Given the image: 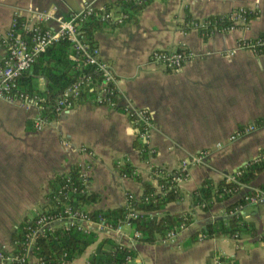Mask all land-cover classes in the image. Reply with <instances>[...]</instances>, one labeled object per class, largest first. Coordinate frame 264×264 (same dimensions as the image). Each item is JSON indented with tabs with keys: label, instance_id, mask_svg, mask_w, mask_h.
<instances>
[{
	"label": "crops",
	"instance_id": "0c3cea01",
	"mask_svg": "<svg viewBox=\"0 0 264 264\" xmlns=\"http://www.w3.org/2000/svg\"><path fill=\"white\" fill-rule=\"evenodd\" d=\"M117 1L0 0V39L13 13H24L29 7L36 11L54 7L57 16L66 17L86 6L94 10L109 6L115 24L93 34L99 59L111 67L116 79L118 106L141 108L151 122L142 145L137 130L120 109L85 102L37 130L34 107L0 100V246L7 253L14 250L13 234L36 213L46 211L54 192L50 184L56 176L67 175L72 166L90 167L86 191L95 201L82 207L90 213L122 207L127 195L135 199L142 195L140 183L120 176L114 164L127 162L141 182L155 187L152 169L171 172L180 160L207 152L208 158L190 166L187 178L178 186L180 199L163 209L169 215L192 210L191 225L173 242L162 238L153 244L132 241L133 231L126 226L119 234L91 227L95 242L70 264H86L103 239L134 251L130 264H209L214 258L223 264H264V206H235L247 229L238 237L187 243L190 234L223 218L227 206L252 191H263L264 170L226 201L213 203L208 211L190 204V195L203 181L227 180L264 151V56L236 49L238 41L264 33V0H150L141 5L131 22L122 23L116 22L119 17L114 18ZM237 9L257 13L245 29L214 31L203 38L187 26V19L199 23ZM179 48L191 58L177 72L148 63L153 51ZM4 56L0 43V62ZM37 82L42 87V80ZM250 125L256 129L228 141ZM134 142L147 149L144 158L133 148ZM81 147L91 156L81 154ZM26 262L38 264L32 254Z\"/></svg>",
	"mask_w": 264,
	"mask_h": 264
},
{
	"label": "trees",
	"instance_id": "16d2710c",
	"mask_svg": "<svg viewBox=\"0 0 264 264\" xmlns=\"http://www.w3.org/2000/svg\"><path fill=\"white\" fill-rule=\"evenodd\" d=\"M150 0H140V4L125 3L124 0H118L116 3L117 12L114 14L117 18L120 15L125 18L122 21L131 22L142 4L148 3ZM109 6L103 8L105 12L111 11ZM115 10V9H114ZM238 10V9H237ZM245 18V22L249 23L257 16L256 12H251L246 9L238 10ZM95 14V15H94ZM94 14L86 17L79 24L78 33L80 41L88 50L96 47L93 41V34L105 26L115 24L113 19H102L103 13L95 10ZM198 23L190 21L187 23ZM204 28L197 29V32L203 37H209L212 30L220 31L221 29L231 26L229 14L224 16L208 17L202 21ZM264 34V33H262ZM261 35V34H260ZM74 57L75 61L70 59ZM84 56L79 57L73 50V45L66 39L50 45L41 53L35 60L32 69L28 73L21 74L15 81L13 93L23 94L28 97H37L42 99L39 105L42 106L41 116L48 121H55L57 115L54 111L55 104L63 94V92L76 83H80V91L75 99H72V104L78 105L92 102L96 103L95 90L102 81L100 73L95 71L93 65L85 64ZM38 79L42 80V87L38 86ZM110 87V85H109ZM133 148L139 151L142 158L146 156L147 149L144 146L139 147L136 142L133 143ZM264 154L261 152L260 156ZM114 169L120 176L125 178H133L138 181L142 188V195L135 199L130 195L126 196V204L105 211H92L87 213V217L91 221H101L105 225L115 226L121 222L127 210L138 213L135 218L129 219L130 229L133 232H138L140 238L137 240L141 243L153 244L159 238H163L165 233L179 226H186L192 220V210L180 215H169L163 212L164 207L172 202L180 199L178 189L174 191L169 179L162 177L156 179V186L161 185V192H156V188L150 184L143 183L133 174L132 167L125 161L114 164ZM264 170V159H259L247 162L241 167L236 174L233 175V181L222 179L216 183L205 180L200 186L190 195V204L193 208H198L201 211H208L213 203L226 201L234 195L241 186L251 183L259 173ZM77 167L72 166L67 174L73 183L78 185ZM157 169H152L154 173ZM64 176H56L50 187L54 192L50 195L53 197L55 192L62 185ZM264 191V187L262 189ZM68 202L61 200H51L45 212H39L43 215H55L60 213L67 205L74 209L82 210V207L93 203L94 196L89 192L77 193L70 196ZM244 205L242 198L235 204L225 208L223 218L216 219L211 224L197 232L190 234L187 238V243H194L199 239H213L218 237H233L239 236L241 233H246V225L242 222L238 211L230 215L239 205ZM236 206V207H235ZM25 221L19 226L16 234H13V241L21 244L26 234V228L32 225V220ZM33 240L30 249L33 257L39 264H70L80 256L87 247L93 244L96 240L94 233H83L76 230L74 226L66 228L64 224H54L51 227H45L41 230ZM21 246H17L13 253H20ZM134 251L120 246L110 239L101 240L95 253L91 255L86 264H125L126 257L134 258ZM7 264H27L26 260L23 263L11 262Z\"/></svg>",
	"mask_w": 264,
	"mask_h": 264
},
{
	"label": "built area",
	"instance_id": "2783aa9c",
	"mask_svg": "<svg viewBox=\"0 0 264 264\" xmlns=\"http://www.w3.org/2000/svg\"><path fill=\"white\" fill-rule=\"evenodd\" d=\"M125 3L140 4V0H124ZM240 10V9H238ZM238 10H234L229 14L231 26L221 29L220 31L212 30L209 36L214 32L228 33L235 29H245L248 23L245 22V18L239 13ZM247 10V9H246ZM94 9L86 6L84 9L77 13H70L66 17H60L56 15V9L50 7L49 9L36 11L30 7L25 10L24 13L14 12L9 25V28L0 39V43L5 51V56L0 62V100L7 103H18L24 107H34L38 111V115L34 120V127L40 130L45 125L53 123L54 121H48L41 116L42 106L39 103L42 99L37 97H28L23 94L13 93L16 79L23 73L31 71L32 66L36 58L45 51L47 47L58 42L59 40L66 39L73 45V50L79 57L84 56L85 64L93 65L95 71L101 74L102 81L100 85L93 90L96 97V103L99 106L107 107L108 109L117 110L120 109L122 113L128 118L129 122L138 132L139 140L142 145L148 138V133L151 129V122L148 113L141 109L126 104L123 107H119V95L116 88V79L112 75L111 67L104 61L99 59L98 49L94 47L90 50L83 45L80 41L78 28L80 22L86 17L94 14ZM103 13L102 19H113L110 16L111 12H105L103 9L99 10ZM255 12L253 10H249ZM95 15V14H94ZM124 16H119L116 19L117 23H122ZM53 25V26H49ZM187 26L192 29L204 28L202 22L188 23ZM237 50L246 51L254 56H264V34L258 35L252 39L241 40L236 44ZM191 58V54L185 51L183 48H179L175 51H153L148 55V63L162 68L168 72H177L182 66ZM75 61L74 57H70ZM110 85V87H109ZM80 83H76L66 89L61 98L57 100L54 111L57 116L63 112L69 111L72 107V99H75L80 91ZM261 125H264L261 123ZM259 125V126H261ZM256 126L250 125L238 131L228 139L229 142L234 141L250 132L254 131ZM78 151L90 157L91 153L85 148L81 147ZM207 152L194 155L190 158L182 159L179 161L175 170L166 172L163 170H157L152 173V178L169 179V183L175 190L182 181L187 178L189 167L192 165L202 164L204 159L208 158ZM259 159H264V154L259 156ZM78 171V185H73L68 175L64 176V180L59 189L55 192V195L51 197V200H61L62 202H68L70 196L77 193H83L87 190L88 186V171L89 165H77ZM227 181H233V177L228 178ZM156 192H161L162 186H156ZM245 204L253 206H264V192L255 190L242 197ZM127 214L124 219L115 226L105 225L101 221H91L87 217V213L79 209H74L69 205L65 206L63 210L55 215H43L36 213L35 218L32 220V225L26 228V234L21 244L13 241L14 250L7 253L4 248L0 246V264H7L11 262L23 263L27 256L32 254L30 249L35 237L41 233L45 227H51L54 224H64L66 228L74 226L76 230L88 233L89 228L96 227L99 231H111L119 234L121 229L126 226L130 228L129 219L135 218L138 213L127 210ZM236 213V210L230 213V215ZM191 223L186 226H179L165 233L162 238L163 242H173L180 231H185ZM140 238L138 232H132L130 239L137 241ZM21 246V252L13 253L17 246ZM119 245V244H118ZM122 246V245H120ZM133 261L132 258L126 257L125 264H130ZM39 264V263H38ZM209 264H223V261L219 258H214Z\"/></svg>",
	"mask_w": 264,
	"mask_h": 264
}]
</instances>
